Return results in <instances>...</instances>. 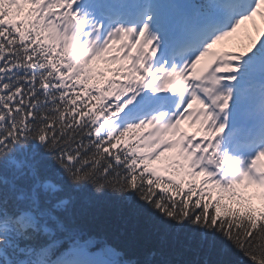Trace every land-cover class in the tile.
<instances>
[{"label": "snow or ice", "instance_id": "obj_1", "mask_svg": "<svg viewBox=\"0 0 264 264\" xmlns=\"http://www.w3.org/2000/svg\"><path fill=\"white\" fill-rule=\"evenodd\" d=\"M257 18L264 0H0V264L163 256L128 261L85 231L105 197L163 240L232 257L156 264H264V207L243 191L264 201Z\"/></svg>", "mask_w": 264, "mask_h": 264}, {"label": "trees", "instance_id": "obj_2", "mask_svg": "<svg viewBox=\"0 0 264 264\" xmlns=\"http://www.w3.org/2000/svg\"><path fill=\"white\" fill-rule=\"evenodd\" d=\"M95 207L98 211L83 222V228L97 239L117 246L128 261L149 259V253L154 249H162L164 255L152 258V264L164 258L176 261L232 258L217 255L206 257L163 240L142 216L131 214L128 205L122 201L105 197L96 202Z\"/></svg>", "mask_w": 264, "mask_h": 264}]
</instances>
